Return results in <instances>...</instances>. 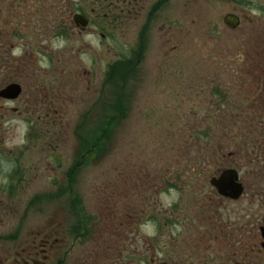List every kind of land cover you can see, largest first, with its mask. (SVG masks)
Segmentation results:
<instances>
[{
	"label": "flooded vegetation",
	"instance_id": "obj_1",
	"mask_svg": "<svg viewBox=\"0 0 264 264\" xmlns=\"http://www.w3.org/2000/svg\"><path fill=\"white\" fill-rule=\"evenodd\" d=\"M232 1L227 13L235 19L223 22L239 37L238 45L222 40L221 49L226 58L238 57L236 67L165 68L156 83L147 80L148 97L158 85L166 107L191 114L184 127L187 161L177 167L184 174L160 185L147 176L139 204L126 201L111 213L110 237L102 247L72 242L87 236L74 222H28L47 197L22 200L21 189L36 182L30 155L23 157L32 143L39 145L40 133L46 140L41 146L53 154L65 126L60 121L56 128L58 107L50 105L55 93H37V77L48 74L37 58L52 65L53 35L65 41L73 29L81 36L90 28L94 38L101 28L131 24L141 13L148 28L167 6L174 8L173 0H0V264H264V2ZM111 32L106 40L112 45ZM13 84L17 92L5 94ZM14 121L27 125L23 144L15 141L20 131ZM169 189L179 193L170 204ZM143 225L155 234L144 232L143 245L134 247Z\"/></svg>",
	"mask_w": 264,
	"mask_h": 264
},
{
	"label": "rangeland",
	"instance_id": "obj_2",
	"mask_svg": "<svg viewBox=\"0 0 264 264\" xmlns=\"http://www.w3.org/2000/svg\"><path fill=\"white\" fill-rule=\"evenodd\" d=\"M172 4L174 8L167 6L148 28L142 22L144 13L131 24L111 28L112 45L106 40L112 31L109 27L101 28L94 38L90 28L81 36L73 29L65 41L53 35L52 65L38 56V68L46 67L48 74L37 77V89H41L37 93L42 98L55 93L50 105L58 107L53 114L56 128L60 121L65 126L63 140L53 142V154L47 155L48 150L41 146L46 140L40 133L36 138L39 145L32 143V151L23 157L30 155L36 182L21 189L22 200L32 194L47 197L41 210L27 215L30 225L51 218L65 225L74 222L75 228L87 229L88 235L83 240L69 238L72 242L104 247L111 233V213L120 212L126 201L139 204L147 176L149 183L158 181L160 185L184 174L177 167L185 163L184 153L190 149L183 143H188L184 127L189 126L186 119L191 114L186 108L166 107L162 87L156 84L148 97L146 87L152 82L147 80L154 77L156 83V74L165 68L236 67L238 57L226 58L221 45L222 40L237 44L239 37L227 31L223 22L233 8L232 0H173ZM248 15L257 19L251 12ZM105 123L104 149L97 155L91 149L86 153L78 150L85 161L71 166L77 158V143L84 137L98 141L97 132ZM14 135L17 141L20 134ZM64 180L71 183L59 188ZM138 231L134 247L139 248L143 233L151 231L144 225Z\"/></svg>",
	"mask_w": 264,
	"mask_h": 264
},
{
	"label": "clouds",
	"instance_id": "obj_3",
	"mask_svg": "<svg viewBox=\"0 0 264 264\" xmlns=\"http://www.w3.org/2000/svg\"><path fill=\"white\" fill-rule=\"evenodd\" d=\"M14 123H17L19 125V131H20V138L17 140V143L23 144L24 143L23 134L27 131V125L23 121H14ZM4 179H5V182H6L7 178L5 177ZM168 191H169V193H171V198L167 199L166 202L168 204H170V203L174 202L175 199H177L179 197V193L176 192L174 189H169ZM174 227H175L176 231H180L181 230L179 225H176ZM148 234L149 235H154L155 233L153 231V232H149Z\"/></svg>",
	"mask_w": 264,
	"mask_h": 264
},
{
	"label": "trees",
	"instance_id": "obj_4",
	"mask_svg": "<svg viewBox=\"0 0 264 264\" xmlns=\"http://www.w3.org/2000/svg\"><path fill=\"white\" fill-rule=\"evenodd\" d=\"M107 123L103 124L102 125V128H100V131L97 132V135H98V141L93 139V140H88L87 137H84L83 138V149L85 150H88L89 148H93V147H101L103 144H104V132L107 130V126H106ZM104 126L105 127V130H104ZM99 143V145H98Z\"/></svg>",
	"mask_w": 264,
	"mask_h": 264
},
{
	"label": "water",
	"instance_id": "obj_5",
	"mask_svg": "<svg viewBox=\"0 0 264 264\" xmlns=\"http://www.w3.org/2000/svg\"><path fill=\"white\" fill-rule=\"evenodd\" d=\"M233 19H235V18L232 15H228V16L225 17V20L228 21V22H230ZM16 89H17V87L15 85H11V86L7 87L4 90V92H5V94L10 93V92H17Z\"/></svg>",
	"mask_w": 264,
	"mask_h": 264
}]
</instances>
